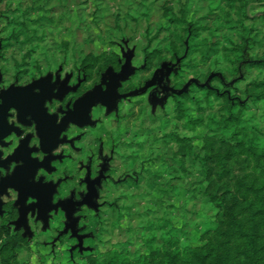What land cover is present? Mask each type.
Listing matches in <instances>:
<instances>
[{
	"label": "rangeland",
	"instance_id": "rangeland-1",
	"mask_svg": "<svg viewBox=\"0 0 264 264\" xmlns=\"http://www.w3.org/2000/svg\"><path fill=\"white\" fill-rule=\"evenodd\" d=\"M263 12L264 0H0V37L8 60L45 70L59 67L64 75L80 68L92 86L107 67L117 71L129 53L134 72L120 82L121 93L141 87L160 62L180 60L169 87L179 91L194 80L181 102L189 117L202 120L194 129L184 128L175 95L151 105L147 92L120 101L110 114L96 108L97 123L90 129L94 170L99 151L110 162L98 189V211L84 212L81 248L67 236L54 242L53 231L34 226L31 239L14 232L0 236V264H96L113 252L132 259L147 255V242L160 246L176 237L181 247L202 243L203 234L216 227V209L206 194L233 192L236 182L251 174L248 158H226L217 143L205 158V141L220 124L203 88L222 90L218 80L207 79L215 73L228 78L233 63L227 59L236 61L229 51L241 41L228 21L252 29L237 57L264 56V21L257 17ZM189 29L197 31V39L189 40L184 32ZM204 39L219 50L208 60L202 55ZM263 78L264 71L246 66L229 94L244 105L245 134L258 133L264 141V100L249 86ZM172 133L187 139L183 143L191 149L185 156ZM58 223L53 227L60 229Z\"/></svg>",
	"mask_w": 264,
	"mask_h": 264
},
{
	"label": "flooded vegetation",
	"instance_id": "flooded-vegetation-1",
	"mask_svg": "<svg viewBox=\"0 0 264 264\" xmlns=\"http://www.w3.org/2000/svg\"><path fill=\"white\" fill-rule=\"evenodd\" d=\"M6 52L0 37V236L14 232L31 239L32 228L39 226L43 232L55 233L54 242L67 236L80 248L78 244L81 241L82 245L85 238L80 232L84 212H95L89 205L90 183L99 177L103 167L104 179L95 186L94 203L99 209L98 189L108 178L110 161L99 151L100 164L94 170L93 155H90V129L97 123L93 111L101 108L106 113V109L99 105L88 109L82 103L74 107V104L100 84L105 72L99 74L98 84L90 86L83 69L64 75L59 67L45 70L26 61L14 63L8 60ZM126 54H123V63ZM123 63L117 71L107 68L118 73ZM166 63L174 65L176 59L174 63ZM175 74H169L166 87L171 88L169 78ZM119 86L120 95L141 88L121 93ZM153 91L156 101L163 96L155 85L145 92H148V102ZM166 97L175 96L168 93ZM49 185L56 187L47 202ZM81 202L84 203L79 206ZM52 206L57 207L46 213L44 229L42 212ZM20 214H23L21 218ZM59 219L61 228L57 229L58 225L53 227V223Z\"/></svg>",
	"mask_w": 264,
	"mask_h": 264
},
{
	"label": "trees",
	"instance_id": "trees-1",
	"mask_svg": "<svg viewBox=\"0 0 264 264\" xmlns=\"http://www.w3.org/2000/svg\"><path fill=\"white\" fill-rule=\"evenodd\" d=\"M242 15L243 19H246L244 11ZM257 17L264 21V12ZM230 23L231 21H228V28H234L241 43L229 51L235 55V62L225 57L228 62L233 63V67L227 71L228 78L219 73L209 75L218 80L223 89L217 90L206 85L203 88L206 105L209 110L217 107L220 124L212 130L213 137L205 141L204 156L209 159L212 146L217 143L223 147L226 158H248L251 162V174L238 180L233 192H225L219 196L206 194V200L216 209L213 215L216 227L203 234L202 243L199 239L195 244L190 243L187 248L181 247L176 237L165 240L160 246L147 242V255L132 259L124 252H113L110 258L105 256L96 264H264V141L258 133L252 134L251 137L245 134L241 127L244 105L238 97L229 94L237 78L243 75L244 67L264 71V56L237 57V53L241 52L242 47L250 40L252 29L241 21H237L235 25ZM184 32L191 41L198 38L196 30L189 29ZM212 37L210 34L208 40ZM203 46L204 60L219 52L214 42L208 43L204 39ZM249 86L256 93L257 100H264V78L262 81L252 82ZM185 97V94L175 97L180 100L177 102V114L184 122V128L191 130L200 126L202 120L189 117L181 102ZM215 122V119H212V123ZM172 134L178 144V153L182 156L188 154L191 148L183 143L187 139L181 138L178 133Z\"/></svg>",
	"mask_w": 264,
	"mask_h": 264
},
{
	"label": "water",
	"instance_id": "water-1",
	"mask_svg": "<svg viewBox=\"0 0 264 264\" xmlns=\"http://www.w3.org/2000/svg\"><path fill=\"white\" fill-rule=\"evenodd\" d=\"M130 59H131V55L129 53H127L125 56V61L122 64L120 71L118 73L112 72L111 68H107L105 73L103 74V76L101 78L100 84L94 86L89 94L83 96L78 101H76L74 104V107L79 106L81 103L86 104L88 109L93 107V106L99 105V106L104 107L106 109L107 114H110V113L117 110V103L119 101L125 100L128 98H134V97L141 96L149 88H151L155 85H157L160 88L161 92L163 93L162 98L159 100L160 104L163 105L165 100H166V94L170 93V94L175 95V96H180L187 91L189 84L195 83L194 80H189L184 85V87L179 91H176L172 88L166 87L165 84L167 83V77L169 76V74L171 72L177 73V68H178L180 60H177L174 65L170 64V63L162 62L160 64V67L153 73V76L150 79V81H148L143 87L136 89L134 91H131L129 93L120 95L117 93V88H118L120 82L125 81L134 72V68L130 67ZM158 75H160V78H158ZM210 78H211V76L208 77L207 80H210ZM102 86L105 87L104 90L102 89ZM156 102H157L156 96H155V93L153 91L149 95V103L151 105H153ZM90 125L93 126L94 123L91 122ZM103 173H104V168L102 167V170L100 171L99 177L95 181L90 183V196H89L90 197V204L89 205H90V208L92 210H94L95 212L98 211V207H97L96 203H94V200L97 198V191H96L95 186H99L101 181L104 179ZM49 187L51 189V192H50V197L48 196V198H47V202L50 201L51 194L53 193L56 185H49ZM83 203L84 202H81L78 205L80 206ZM56 207L55 206L49 207L42 212L43 216H44L42 218V221L44 222V229L46 227L45 226L46 225V213L51 210L50 208H56ZM39 213H40V211H39ZM22 216H23V214H20V218ZM67 219L69 220V215H67ZM78 239L80 241V238H78ZM78 247L81 248V241L78 244Z\"/></svg>",
	"mask_w": 264,
	"mask_h": 264
}]
</instances>
